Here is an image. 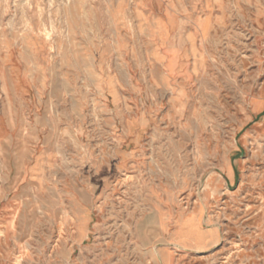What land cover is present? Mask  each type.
Segmentation results:
<instances>
[{
	"label": "rangeland",
	"instance_id": "374dc122",
	"mask_svg": "<svg viewBox=\"0 0 264 264\" xmlns=\"http://www.w3.org/2000/svg\"><path fill=\"white\" fill-rule=\"evenodd\" d=\"M263 120L264 0H0V264H264Z\"/></svg>",
	"mask_w": 264,
	"mask_h": 264
},
{
	"label": "bare ground",
	"instance_id": "6f19581e",
	"mask_svg": "<svg viewBox=\"0 0 264 264\" xmlns=\"http://www.w3.org/2000/svg\"><path fill=\"white\" fill-rule=\"evenodd\" d=\"M173 81V80H172ZM181 93V92H180ZM243 103V102H242ZM174 105V104H173ZM197 106V105H196ZM192 107V106H191ZM199 109V108H198ZM263 109V107L261 106V105H259V106H257L256 107V111L257 112H260L261 110ZM121 117V116H120ZM174 117H175V115H174ZM200 117V116H199ZM192 118V117H191ZM123 119V118H122ZM188 119H190V118H188ZM175 120V119H174ZM190 120H192V119H190ZM264 121V120H263ZM175 122V121H174ZM191 123V122H190ZM222 124V123H221ZM219 125V124H218ZM176 126V125H175ZM206 127V126H205ZM219 127V126H218ZM176 129V128H175ZM218 130V129H217ZM200 131V130H199ZM222 131V130H221ZM191 132V131H190ZM189 133V132H188ZM201 133V132H200ZM196 135V134H195ZM222 135V134H221ZM187 136V135H186ZM200 137V136H199ZM154 138V137H153ZM215 138V137H214ZM208 139V138H207ZM213 139V138H212ZM189 140V139H188ZM214 143V142H213ZM216 143V142H215ZM214 143V144H215ZM166 145V144H165ZM194 145H196V144H194ZM221 146V145H220ZM203 147V146H202ZM166 148V147H165ZM214 149V148H213ZM113 150V149H112ZM119 152V151H118ZM178 154V153H177ZM106 156V155H105ZM115 156V155H114ZM179 156V155H178ZM112 158H114V157H112ZM193 158V157H192ZM205 159V158H204ZM152 161V160H151ZM206 161V160H205ZM176 162V161H175ZM109 163V162H108ZM98 165V164H97ZM155 165H156V163H155ZM154 165V166H155ZM157 166V165H156ZM149 167H151V166H149ZM191 167V166H190ZM185 169V168H184ZM142 170V169H141ZM166 171V170H165ZM157 173V172H156ZM161 173V172H160ZM155 174V173H154ZM169 174V173H168ZM154 176V175H153ZM138 179V178H137ZM169 180V179H168ZM203 182V181H202ZM133 184V183H132ZM135 185V184H134ZM147 187V186H146ZM136 192H137V190H136ZM147 193V192H146ZM134 195V194H133ZM143 196V195H142ZM117 197V196H116ZM136 198H138V197H136ZM141 202V201H140ZM138 205V204H137ZM136 206V205H135ZM140 208V207H139ZM112 209V208H111ZM136 209V208H135ZM138 209V208H137ZM115 210V209H114ZM147 210V209H146ZM140 215V214H139ZM128 216H129V214H128ZM149 217V216H148ZM152 217V216H151ZM150 217V218H151ZM150 218H148V219H150ZM146 220V219H145ZM145 220H144V222H145ZM136 225V224H135ZM116 226V225H115ZM141 226V225H140ZM147 226V225H146ZM123 227H125V226H123ZM127 227V226H126ZM215 227V226H214ZM101 230V229H100ZM113 231V230H112ZM112 233V232H111ZM204 234L205 233H203V235H200V236H204ZM134 235V234H133ZM155 236V235H154ZM104 242V241H103ZM154 252V251H153ZM145 255H147V254H145ZM156 255L159 257V253L156 251ZM156 256V257H157ZM146 257V256H145ZM158 259V258H157Z\"/></svg>",
	"mask_w": 264,
	"mask_h": 264
}]
</instances>
